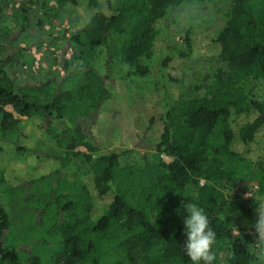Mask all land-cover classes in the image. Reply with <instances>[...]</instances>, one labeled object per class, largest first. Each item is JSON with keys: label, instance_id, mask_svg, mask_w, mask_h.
<instances>
[{"label": "trees", "instance_id": "obj_1", "mask_svg": "<svg viewBox=\"0 0 264 264\" xmlns=\"http://www.w3.org/2000/svg\"><path fill=\"white\" fill-rule=\"evenodd\" d=\"M206 1L0 0L1 136L17 131L22 118L36 119L37 130L66 158L84 159L75 189L55 196L58 212H72L77 203L79 214L47 230L61 234L62 260L55 256L42 263L28 252L25 264H97L103 243L106 264H191L182 247V206L191 202L205 209L217 232L215 264H258L244 238L250 237L247 232L255 228L263 204L258 197H264V98L241 80L249 77L264 88V0H231L221 29L186 30L179 36L186 50L179 58L218 57L225 70L206 74L185 89L183 99L168 102L154 150L171 161L157 155L155 161H126L127 152L102 153L91 132L109 94L114 55L145 75L149 68L140 61L152 54L168 14ZM58 17L73 20L74 32L44 29H53ZM44 44L51 47L48 59L35 55L43 53ZM100 48L104 73L95 66ZM61 121L70 126L57 127ZM243 167L247 173L242 175ZM201 179L206 183L199 184ZM240 183L250 198L242 197ZM92 195L107 209L88 224ZM10 225L0 203L1 250ZM13 253L2 252L0 263Z\"/></svg>", "mask_w": 264, "mask_h": 264}, {"label": "rangeland", "instance_id": "obj_2", "mask_svg": "<svg viewBox=\"0 0 264 264\" xmlns=\"http://www.w3.org/2000/svg\"><path fill=\"white\" fill-rule=\"evenodd\" d=\"M117 1L111 0L112 3ZM231 5V0H207L198 6L171 11L161 23L162 33L154 41L152 54L145 53L142 56L140 63L149 68L145 75L134 73L133 65L122 63L121 56L114 55L117 57L111 65L112 74L110 73L106 82L109 94L91 126L100 152H127L124 158L126 161L142 160L144 157L148 161H155L156 155L165 162L171 161V157L154 150V144L163 130V117L168 102L183 99L185 89L194 83H201L206 74L214 73L217 68L225 70V64L218 57L193 58L191 61L179 58V53L186 50L178 38L186 30L192 33L218 31L224 26ZM4 16L6 18L7 14ZM53 20V29L44 26L46 31L53 34L61 33L62 28H67L68 31L75 28V23L69 17ZM111 45L118 48L114 42ZM49 48L51 47L44 44L43 53L36 52L35 55L48 59L46 56H50ZM118 51L116 49L115 53ZM104 53V49L100 48L94 57L100 61L95 63L100 73H104ZM241 81H244L245 88L264 98V88L256 81L249 77H244ZM209 82L207 80L203 85ZM202 91L203 88L197 90L199 94ZM36 123V119L22 118L17 131L6 137L0 134V179L3 180L0 181V203L9 214L11 223L3 248L0 249V256L2 252L14 249V253L0 264H25L28 252L39 256L42 263L50 262L55 256L61 261V234L58 231L48 233L47 230L53 223L57 222L58 225L64 220L72 221L79 214L77 203L72 212H58L60 206L56 204L55 196L75 189L73 181L82 177L84 159L81 155L66 158L62 148L37 130ZM63 125L70 126V123L56 122L57 127ZM76 150L87 153L83 147ZM243 168L242 175L247 173ZM43 176L47 178L41 179ZM205 183V180L199 181L201 185ZM52 188L55 192H51ZM237 189L242 197L250 198L251 192L243 194L242 183ZM92 196L90 209L85 213L88 224L107 209L101 199ZM258 198L263 200L264 206V197ZM254 229L247 232L250 237H245L244 241L248 243V249L254 248L256 251L258 241ZM103 240L104 238H100L98 243ZM103 244L98 248L97 264L107 263H104L107 254L103 251Z\"/></svg>", "mask_w": 264, "mask_h": 264}, {"label": "clouds", "instance_id": "obj_3", "mask_svg": "<svg viewBox=\"0 0 264 264\" xmlns=\"http://www.w3.org/2000/svg\"><path fill=\"white\" fill-rule=\"evenodd\" d=\"M182 207L186 212L182 218L184 254L191 264H215L217 232L211 226L208 214L196 202L185 203ZM257 212L260 218L255 223L258 241L255 255L260 264H264V206L259 205Z\"/></svg>", "mask_w": 264, "mask_h": 264}]
</instances>
